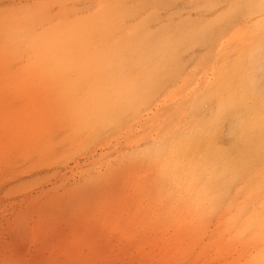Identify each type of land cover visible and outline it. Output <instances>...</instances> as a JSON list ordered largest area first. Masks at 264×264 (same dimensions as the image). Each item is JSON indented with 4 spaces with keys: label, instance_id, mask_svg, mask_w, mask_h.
Wrapping results in <instances>:
<instances>
[{
    "label": "rangeland",
    "instance_id": "obj_1",
    "mask_svg": "<svg viewBox=\"0 0 264 264\" xmlns=\"http://www.w3.org/2000/svg\"><path fill=\"white\" fill-rule=\"evenodd\" d=\"M0 264H264V0H0Z\"/></svg>",
    "mask_w": 264,
    "mask_h": 264
}]
</instances>
